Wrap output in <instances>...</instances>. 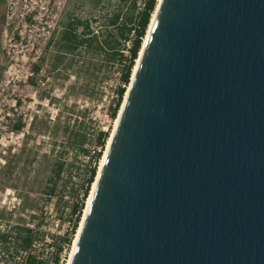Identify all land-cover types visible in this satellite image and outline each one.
I'll list each match as a JSON object with an SVG mask.
<instances>
[{"label": "water", "instance_id": "1", "mask_svg": "<svg viewBox=\"0 0 264 264\" xmlns=\"http://www.w3.org/2000/svg\"><path fill=\"white\" fill-rule=\"evenodd\" d=\"M155 12L70 264H264V0Z\"/></svg>", "mask_w": 264, "mask_h": 264}, {"label": "rangeland", "instance_id": "2", "mask_svg": "<svg viewBox=\"0 0 264 264\" xmlns=\"http://www.w3.org/2000/svg\"><path fill=\"white\" fill-rule=\"evenodd\" d=\"M65 7L77 8L82 16L86 12L74 0H4L0 21V126L4 120L9 126L0 138V231L28 224L36 236L32 251L44 264L57 251L54 236H61L57 224L64 202L75 198L70 185L55 198L44 193L51 165L65 157L71 173L79 172L83 153L70 146L69 131L85 134V148L94 150L98 132L113 130L108 106L119 79L114 68L104 83L90 86H83L72 70L34 73V65L51 52L47 43ZM82 92L92 99H84ZM18 123L21 131L13 129ZM71 249L61 253L62 264ZM23 257L15 250L3 255L0 248V262Z\"/></svg>", "mask_w": 264, "mask_h": 264}, {"label": "trees", "instance_id": "3", "mask_svg": "<svg viewBox=\"0 0 264 264\" xmlns=\"http://www.w3.org/2000/svg\"><path fill=\"white\" fill-rule=\"evenodd\" d=\"M74 4L75 7L86 9L84 16L77 8L65 7L58 27L47 43L51 52L34 65V73L39 74L42 70L48 74L72 70L76 79L83 81V86H90L104 83L109 78L110 69L118 70V86L108 106L109 118L114 122L130 84L158 0H74ZM31 85H36L32 79ZM91 96L83 93L82 97L91 100ZM22 128L23 125L18 123L13 129L21 131ZM110 133V130L99 131L96 148L89 150L85 148V134L75 130L68 132L70 146L79 148L83 156L92 154L96 165L91 170V178L83 199L75 202L72 207L76 216L72 232L66 237L54 236L57 251L51 264H62L60 253L70 249L73 244ZM71 168L72 164H69L65 157H59L52 163L44 189L49 198H55L68 185L73 195L76 194L70 179ZM35 237L34 230L26 223L17 224L12 231H0V248L3 255L10 250H29ZM11 245L16 248L10 247ZM26 264L44 262L29 254Z\"/></svg>", "mask_w": 264, "mask_h": 264}, {"label": "built area", "instance_id": "4", "mask_svg": "<svg viewBox=\"0 0 264 264\" xmlns=\"http://www.w3.org/2000/svg\"><path fill=\"white\" fill-rule=\"evenodd\" d=\"M9 126L7 124V121H3V125L0 126V138L3 137V134L8 130ZM100 164V163H99ZM96 161L93 155L83 156V164L81 165V168L79 172H73L70 175L71 182L75 189V198H72V200L65 201V207L63 208V217L60 223L57 224V227L59 229V234L62 237H66L70 235V233L73 230L74 222H75V215L73 214L72 207L75 202H78L83 199L85 190L88 186L89 180L91 178V170L93 167H95ZM93 185V184H92ZM92 188V186H91ZM33 246V245H32ZM18 253H21L24 255L23 259L19 260L20 262H10V264H26L27 257L29 254L35 255L32 251V247L25 251L21 250ZM61 255V253H60ZM44 261L43 258H38ZM52 262H50L51 264ZM0 264H5L4 261H1ZM8 264V263H7Z\"/></svg>", "mask_w": 264, "mask_h": 264}, {"label": "bare ground", "instance_id": "5", "mask_svg": "<svg viewBox=\"0 0 264 264\" xmlns=\"http://www.w3.org/2000/svg\"><path fill=\"white\" fill-rule=\"evenodd\" d=\"M159 2H160V0H158V3H159ZM157 6H158V5H157ZM155 11H156V10H155ZM155 16H156V12H154V14H153V17H152V20H151L152 22L150 23L151 25L149 26V28H148V32H147V33H149L150 30H151L152 23H153V20H154ZM145 40H146V37H145V39H144V43H145ZM142 52H143V51H142V49H141L140 54H139V58H140ZM139 58H138L137 61H136V65H135V67H134V70H133V73H132V77H131V78H134V76H135V72H136L137 64L139 63ZM129 86H130V84H129ZM129 86H128V88H127V91H126V94H125L124 99L126 98V95H127V93H128ZM123 106H124V104L121 106L120 111H119V113H118V116H117V118H116L115 121H114L113 130H112L111 133H110V136H109V139H108V141H107V144H106V148H105V151H104L103 157H102V159L100 160V164H99V167H98L97 175H96V178H95L94 183H93V185H92V188H91V190H90L89 196H88V198H87V200H86L85 208H84V210H83V215H82V218H81V221H80V224H79V228H78L77 233H76V235H75V237H74V240H73L72 249H71V252H70V254H69V259H68L67 264H70V261H71V258H72V255H73V252H74V249H75V246H76V243H77V240H78V237H79L80 231H81V227H82V224H83V221H84V218H85V215H86V212H87V209H88V206H89V203H90V200H91V197H92L93 191H94V188H95V186H96V183H97L98 177H99V175H100V172H101V169H102V166H103L104 160H105V158H106V154H107V152H108V149H109V146H110V143H111L112 137H113V135H114V131H115L116 127H117V124H118V121H119L120 115H121V113H122Z\"/></svg>", "mask_w": 264, "mask_h": 264}, {"label": "flooded vegetation", "instance_id": "6", "mask_svg": "<svg viewBox=\"0 0 264 264\" xmlns=\"http://www.w3.org/2000/svg\"><path fill=\"white\" fill-rule=\"evenodd\" d=\"M3 9H4V0H0V21L3 15Z\"/></svg>", "mask_w": 264, "mask_h": 264}]
</instances>
